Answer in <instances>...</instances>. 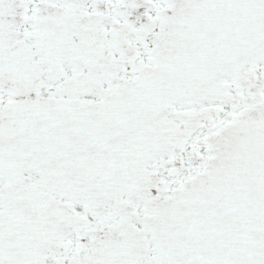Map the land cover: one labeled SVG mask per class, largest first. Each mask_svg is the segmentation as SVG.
Listing matches in <instances>:
<instances>
[{"label":"snow or ice","instance_id":"1","mask_svg":"<svg viewBox=\"0 0 264 264\" xmlns=\"http://www.w3.org/2000/svg\"><path fill=\"white\" fill-rule=\"evenodd\" d=\"M0 264H264V0H0Z\"/></svg>","mask_w":264,"mask_h":264}]
</instances>
